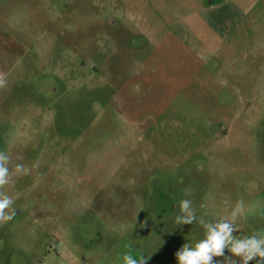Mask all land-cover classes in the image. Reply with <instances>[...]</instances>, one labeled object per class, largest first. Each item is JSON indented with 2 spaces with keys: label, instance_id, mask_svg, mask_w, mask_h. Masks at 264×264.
Masks as SVG:
<instances>
[{
  "label": "rangeland",
  "instance_id": "rangeland-1",
  "mask_svg": "<svg viewBox=\"0 0 264 264\" xmlns=\"http://www.w3.org/2000/svg\"><path fill=\"white\" fill-rule=\"evenodd\" d=\"M0 79V264H177L241 200L264 233V0H0Z\"/></svg>",
  "mask_w": 264,
  "mask_h": 264
},
{
  "label": "clouds",
  "instance_id": "clouds-1",
  "mask_svg": "<svg viewBox=\"0 0 264 264\" xmlns=\"http://www.w3.org/2000/svg\"><path fill=\"white\" fill-rule=\"evenodd\" d=\"M6 81L0 79V87L5 86ZM11 157L5 151H0V221L11 220L14 216V210L11 213L6 212L13 204V199L2 189L10 184L12 180V171L10 170ZM25 171L23 164L15 165V173L20 174ZM243 208V201H238L235 209L232 211V219L220 220L217 223H206L203 219L199 223L206 230L203 239H200L195 246L184 244L178 252L175 253L177 264H212L214 257H224L225 264H249L250 261L256 264H264V233H254L246 236H234L233 233L239 230L236 220ZM182 216H176L177 224H191L195 220L192 211L191 201L182 199L179 205ZM225 249L231 256L225 257ZM148 258L143 255L133 258L130 253L123 257V264H147Z\"/></svg>",
  "mask_w": 264,
  "mask_h": 264
},
{
  "label": "flooded vegetation",
  "instance_id": "flooded-vegetation-1",
  "mask_svg": "<svg viewBox=\"0 0 264 264\" xmlns=\"http://www.w3.org/2000/svg\"><path fill=\"white\" fill-rule=\"evenodd\" d=\"M252 263H255V264H256L255 260H254V261H250V263H249V264H252Z\"/></svg>",
  "mask_w": 264,
  "mask_h": 264
},
{
  "label": "crops",
  "instance_id": "crops-1",
  "mask_svg": "<svg viewBox=\"0 0 264 264\" xmlns=\"http://www.w3.org/2000/svg\"><path fill=\"white\" fill-rule=\"evenodd\" d=\"M228 256L230 255L231 256V254H227ZM223 264H225V262L223 263Z\"/></svg>",
  "mask_w": 264,
  "mask_h": 264
}]
</instances>
